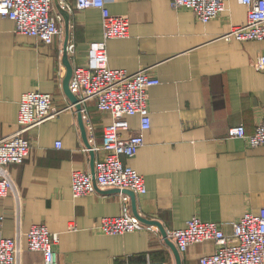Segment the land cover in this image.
<instances>
[{"label":"crops","instance_id":"1","mask_svg":"<svg viewBox=\"0 0 264 264\" xmlns=\"http://www.w3.org/2000/svg\"><path fill=\"white\" fill-rule=\"evenodd\" d=\"M58 2L69 12L72 67L85 65L88 44L102 38L101 12L94 7L78 9L75 0ZM105 3L111 14L129 21L128 36L107 42L109 66L128 72L145 68L159 80L148 89L151 125L142 135L144 143L133 156H122L144 177L146 193H134L138 214L165 229L181 228L198 215L230 232L232 221L264 207V145L251 146L244 138L227 135L229 126L237 124L253 132L264 115V71L254 66L264 53V39L223 37L245 22L246 6L227 0L223 11L203 22L170 0ZM52 11L60 17L61 31L50 44L16 32L14 22L0 15V136L18 128V101L26 91L51 93L52 105L59 109L24 132L32 142L30 151L21 163L8 166L22 196L19 229L24 232L32 224L43 223L57 233L58 264H118L143 261L147 256L175 264L155 224L147 223L154 230L122 234L97 228L101 217L121 212L124 191L97 187L72 195V170L91 171V154L81 136L77 110L62 87L64 26L55 0ZM83 109L88 142L97 147L95 163L104 154L99 148L102 132L112 118L93 99ZM127 120L129 129L122 136L140 125L137 114ZM56 141L61 145L55 146ZM127 204L133 215L130 196ZM14 210L11 194L0 197L4 217L0 236L15 232ZM23 247L20 264H43L42 254L27 249L24 237ZM214 248L207 240L178 252L182 264H199V257Z\"/></svg>","mask_w":264,"mask_h":264},{"label":"built area","instance_id":"2","mask_svg":"<svg viewBox=\"0 0 264 264\" xmlns=\"http://www.w3.org/2000/svg\"><path fill=\"white\" fill-rule=\"evenodd\" d=\"M63 2V0H61ZM174 7H185L193 11L203 22L209 21L225 9L227 0H170ZM244 4L246 20L235 25L224 34V38L244 40L264 39V0H239ZM78 9L94 7L100 10L103 19L102 38L92 41L87 48V62L73 68L69 88L83 104L90 99L97 108L108 112L112 118L102 132L99 148L104 154L95 160L94 173L74 168L71 173L70 188L73 196L86 194L99 188L115 187L130 189L134 193H146L144 177L134 168L125 164L122 156H133L144 143L142 136L151 125L148 103V89L159 83L158 78L147 69L128 72L124 68H112L108 64L107 42L110 38L126 37L129 21L125 16L111 14L105 0H75ZM0 15L14 22L18 33L37 37L50 44L60 33V17L52 11V0H0ZM73 43L67 44L72 51ZM254 66L264 71V53L254 61ZM52 94L30 90L21 94L18 101V128L12 134L0 136V197L11 194L15 200L14 219L17 227L10 237L0 236V264H20L23 237L26 248L42 254L43 264H58L55 244L57 233L51 232L43 223L32 224L26 231L19 229L22 196L8 166L21 163L28 155L32 142L24 132L53 117L59 112L52 105ZM137 114L140 125L134 132L122 136L128 130L127 117ZM227 135L241 137L251 146L264 145V115L253 132L247 133L243 124L231 125ZM61 142L56 141L55 146ZM97 149V147H92ZM88 149V148H86ZM121 212L115 216L101 217L97 228L107 234L149 229L132 215L127 204L129 195L121 193ZM0 215V224L3 220ZM181 228L166 229L177 250H186L191 244L210 240L215 248L199 257V264H264V207L258 212L248 211L232 221L231 231L226 233L219 222L203 221L197 215L188 218ZM70 228H75L70 225ZM118 264H169L152 260L149 256L139 262Z\"/></svg>","mask_w":264,"mask_h":264},{"label":"water","instance_id":"3","mask_svg":"<svg viewBox=\"0 0 264 264\" xmlns=\"http://www.w3.org/2000/svg\"><path fill=\"white\" fill-rule=\"evenodd\" d=\"M55 6H56L58 13L63 18V26H64V44H63L62 61L66 67V73H65V76H64L63 81H62V87H63V91H64L65 95L67 96V98L69 99L71 104L77 110L78 124L80 127L81 136H82V139H83L85 145L87 146V148L89 149V152L91 154V168H90V170H91V173L93 174L94 173V159H93L94 150H93L91 144L88 142L86 128H85V125H84V122L82 119V111H81L82 104L80 102H78L77 96L73 92H71V90L69 88V79H70V77L72 75V71H73V67H72V64L70 61V56H69L68 51H67V44H68V38H69V12L66 8H64L63 6H61L59 4L58 0H55ZM95 188H97V186H95ZM113 189L119 190V188H113ZM121 191L127 192L129 194L130 202L132 204L133 215L136 216L143 223H146V224L151 223V224L157 225V227L159 228V230L161 232L163 239H165V241L168 243V245L171 248L173 256L175 257V264H182V258L180 256L174 242L166 236V229L161 225V223L157 222L156 220L145 219V218L141 217L136 210L134 192L130 189H122Z\"/></svg>","mask_w":264,"mask_h":264}]
</instances>
